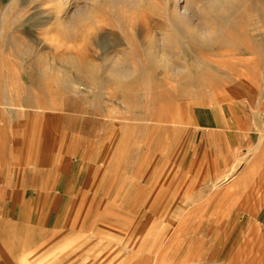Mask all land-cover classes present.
Here are the masks:
<instances>
[{"label": "rangeland", "instance_id": "374dc122", "mask_svg": "<svg viewBox=\"0 0 264 264\" xmlns=\"http://www.w3.org/2000/svg\"><path fill=\"white\" fill-rule=\"evenodd\" d=\"M44 2L0 0V165L10 168L31 158L32 165L17 166L9 175L41 174L49 181L76 176L67 185L62 207L57 197L49 199V223L53 216L51 223L56 218L64 228L49 237L64 241L50 242L43 263L33 253L32 264H61L63 256L69 264H205L206 253L246 185L239 175L249 157L221 171V154L197 150L190 114L197 106L234 102L261 120L264 0H240L239 8L216 25L213 45L192 43L178 33L175 50L182 62L191 69L204 62L210 69L206 77L216 73L217 81L121 85L93 79L83 70L82 76L90 78L81 76L86 86L74 77L75 18L70 13L65 31L54 21L47 28L40 23L48 6ZM158 20L153 29L157 37L160 29H168L164 19ZM146 37L135 42L129 36V46L117 37L109 53L117 57L125 52L134 63L139 58L148 61ZM100 51L101 56L90 57L99 68L105 59ZM225 55L227 60L236 57L228 62L236 61L240 73L249 62L254 82L233 81L240 73L229 67L225 69L230 73L213 71L214 62ZM228 174L232 182L217 189V182ZM54 191L49 183L48 194ZM101 213L108 216L110 232L93 228L102 222ZM127 215L132 220L123 218ZM79 217L85 219L83 226L67 224ZM135 225L138 244L132 251L127 248L130 240L119 232ZM168 241H173L170 250Z\"/></svg>", "mask_w": 264, "mask_h": 264}, {"label": "crops", "instance_id": "0c3cea01", "mask_svg": "<svg viewBox=\"0 0 264 264\" xmlns=\"http://www.w3.org/2000/svg\"><path fill=\"white\" fill-rule=\"evenodd\" d=\"M190 117L197 150L221 154V171L249 157L239 175L246 185L236 197L216 243L206 253L205 264H264V113L257 122L241 103L225 102L197 106ZM9 171L7 165L4 169L0 165V183L4 184L0 187V264H32L34 257L43 263L50 242L64 241L49 237L53 231L64 229L56 218L51 223L53 216L49 223V199L57 197L62 207L67 185L76 176H52L55 191L48 194L49 177L11 176ZM69 262L63 256L61 264Z\"/></svg>", "mask_w": 264, "mask_h": 264}, {"label": "bare ground", "instance_id": "6f19581e", "mask_svg": "<svg viewBox=\"0 0 264 264\" xmlns=\"http://www.w3.org/2000/svg\"><path fill=\"white\" fill-rule=\"evenodd\" d=\"M46 1H47L46 3H48V6L45 5L46 4L45 2H44L45 4L42 5V6H46V8L43 9L45 10V14H43L41 19L42 21L40 23H44V25L47 28L49 26L51 27L52 24L51 22L54 21L56 25L62 26L63 30L65 31L67 30L66 25H68L67 24L68 19L70 17L75 18L76 23L74 27V34L76 36V43L74 47L75 49L74 58L76 61L73 62L76 63L73 67H75L76 69V76L74 77L78 78L77 81L78 83L80 82L79 84L81 85H85V81H86V80L84 81L83 79L85 76L84 77L82 76L83 70L84 71L86 70L85 71L86 76L88 75V77H91L93 79L95 78L102 79L103 81L110 82L109 84L121 83V85L122 83L123 84L142 83L143 85H145L144 83H153V82H155L156 84L157 81H159L160 83V80L176 82L178 84H188L196 81L204 82L206 80H207L206 82L217 81L218 75L215 72H214L215 75L214 74L211 75L212 72L209 71L211 74L207 76L208 78L206 77L205 73H207L208 70L210 69H206L207 66H202V64H205L204 62H200L197 65V68H193V69L190 68L191 66H189L188 63L182 62L181 58L178 56L175 50L178 33L185 34L187 37L190 38V41L192 43L197 42L204 45H213L217 40V33L215 30L216 25L219 24V22L230 17L239 8V2H240V0H46ZM153 2L154 3L156 2L155 5ZM71 9H73L74 11L72 12ZM70 13L72 14L71 16ZM37 15L38 12L36 16ZM159 18L164 19L162 21L165 22L166 28L168 25V29L167 30L160 29V34L157 37L155 35L156 33H154L155 31L153 32V29L158 23H160L159 21L161 20H158ZM113 29H115V31L117 32H114ZM129 36L135 42H137V40L141 39L142 37L147 36L146 38L147 39L149 38L147 41L148 43H146L148 50L147 51L148 61H145V59L143 58L142 59L139 58L138 62L135 61L134 63L130 59L131 57L129 55H126L125 52H122V54L117 57L110 55L111 53H109L108 47L110 46L112 40H115V38L118 37L120 38V40H118L117 38V41H120L119 42L120 44L125 45L126 42V44L128 43L127 46H129L130 45L129 42L130 40H128ZM100 50H102V52L103 51L105 52L104 53L105 59L103 61V64L101 62L102 67L99 68V66L93 64L94 62L90 59V57H92V55L97 54L98 52H101ZM98 54L100 55V53ZM227 55L223 56L222 59L214 62L211 69H213V71L214 70L220 71V69L226 70L225 68L229 67L230 70L232 69V71L235 74L237 69H235L236 65L234 62L236 61L234 62L231 61L234 64L233 63L229 64L230 62L229 60L231 59L233 60L236 57L230 55V57L232 56L233 58L227 60L228 59L226 58L228 57ZM137 56L139 57V55ZM238 62L240 66L241 61ZM247 63L248 64H246V67H244L246 68L245 71L244 72L242 71L243 73L237 71L240 74L236 73L235 75L236 77L234 78L233 81L239 83H247V84L248 83L251 84L254 82L255 78L253 77H255V75L254 74H253L254 76L252 75L253 73L251 68L252 66L251 64H249V62ZM98 65H100V63ZM160 70L163 71V74L159 73ZM227 72L230 73L229 70ZM69 77L71 79L72 75H70ZM222 78L224 80V76ZM87 80H90V78H88ZM218 82L221 81L219 80ZM149 85H153V84H149ZM148 115H150V113ZM140 116L142 115L140 114ZM148 118L150 119V116H148ZM171 122H173V120ZM30 159L23 158V161L25 162L24 164L21 165L19 163L18 165H12L10 166L9 170L12 171L17 166L23 168L25 166L27 167L32 165ZM230 176H231L230 174L225 175L222 179H220L217 182L215 187L218 189L219 187H223L227 184H230V182H232L231 180L233 179V178L231 179ZM63 207H65V205ZM70 211L71 209L69 210V212ZM100 216L101 217L103 216L101 222L103 224L95 223L93 228H97L99 230L108 229L107 232H110L109 225L105 224L108 220L107 219L108 216L104 215L103 213H101ZM123 218L128 219L129 221L132 220V216L130 215H127V217L123 216ZM84 220L85 219L82 220L79 217L78 219L68 221L67 224L81 227L84 225L85 222ZM125 225L127 226V224ZM136 230L137 227L135 225L134 227L119 232L121 235L125 236L127 241L130 240V245L127 248L132 251H134V248H136V245L138 244V242L135 240L138 236V233L137 234L135 233ZM117 235L119 236L118 233ZM150 240H152V238ZM164 240L166 241V239ZM154 241L155 240L151 241V246L153 245ZM171 243H173V241L167 242L168 245L167 250L171 249Z\"/></svg>", "mask_w": 264, "mask_h": 264}]
</instances>
